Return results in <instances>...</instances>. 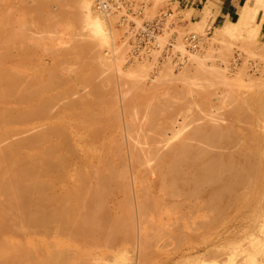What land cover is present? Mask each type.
<instances>
[{
	"label": "rangeland",
	"instance_id": "rangeland-1",
	"mask_svg": "<svg viewBox=\"0 0 264 264\" xmlns=\"http://www.w3.org/2000/svg\"><path fill=\"white\" fill-rule=\"evenodd\" d=\"M248 1L250 0H244L234 10L222 11L216 0H208L197 10L186 7L179 0H147L143 16L136 17L126 8L118 14L108 15L106 12L98 10V0H92V10L98 13L107 24L106 39L97 40L96 37L93 38L84 30L82 0H0V37L2 36L0 39L3 38L0 40V59H2L0 60V73L5 78V80L0 79V88L3 89L2 86L5 84L6 88H4L7 91L6 93L4 89L3 91L0 89L7 94L0 97V119L3 123L2 125L0 123V139H3L2 142L4 141L0 143V148H4L9 143L10 146L6 148L11 149L9 141L11 140L12 148L21 150L22 153L30 152L32 156L45 155L46 153V157L50 156L51 163L47 161L50 164L48 166L49 170L51 168L50 172H45L44 168L48 164L46 162L48 159L45 158L44 161V157H39L46 164V166L45 164L42 166L44 169L41 167L43 171H40L39 177L44 182H48L44 183L46 184L43 187L44 192L41 188L39 190L41 189L44 199L50 198V202L53 199L51 202L53 205L49 200H46L49 204H46L45 200L43 201L46 202L43 207L45 204L47 205V207L45 205L46 211L42 209L43 211L53 212L56 210L52 209L53 206L57 207L58 211L61 202L62 206L59 210H63L69 204V202L65 203L68 198L71 197L70 203L74 201L75 186H78V188L75 187L78 189V193L82 194L80 192L82 190L79 189L82 186L76 185L80 181V185L87 186L86 189L83 188L88 192L82 189L90 197H92L90 194L94 192L96 184L100 189L103 188L102 186H105V189L108 188L106 195L109 196L105 195L106 200L104 199L102 204L104 207H101L104 210L99 209L100 213L97 212L103 220L110 219L108 222L105 220L107 225L112 223L111 219L113 216L116 218L117 214H121L118 215L119 217L117 216L118 220L123 212H125L123 215H126V219L131 216L130 219H127V221L130 220L131 224L129 225L131 226H127L125 223V226L122 225L123 229L119 225L120 231L117 229L119 234L113 231L116 234L115 236L113 234L112 246L108 245V241L112 242L111 234L107 238L109 240L102 241V236L112 232L106 233V229H102V231L105 230L104 235L101 230L98 231L101 233L100 237L97 235L98 232L94 236L91 234L95 240L96 238L99 240V243L94 241L92 243L90 234L83 236V240L80 239V236L75 239L69 232L73 231L76 236L77 229H74L76 226L73 228L68 226L67 228H71L68 230L65 228L66 225L64 227L62 224L60 227V224L55 221L54 223L61 229L52 225L53 222L47 223L46 226L43 224L41 228L39 226L32 227V224L28 225L32 229L26 224L27 229L26 227L24 229L23 227L17 228L18 213H15L17 210L13 208L15 210L13 211L11 205L10 207L7 205L9 195L7 194L6 198V194L3 193L4 195L0 196V237L4 236L8 239L25 242L26 246L23 245L20 253L32 249L30 253L44 257L48 252L52 253L50 249H54L52 253L54 258L58 259V255L68 258L67 261L62 258L63 263L66 262L65 264H264V0L259 3L262 6L260 7L262 11L260 17H257L256 12L252 11L250 15L243 17L244 21H242L244 5ZM251 3L258 5L253 0ZM164 11H173L175 27L165 29L159 37L161 48L152 52L151 56L136 57L131 44L132 23L141 24ZM219 12L222 15L218 16ZM238 23L240 24L238 25ZM230 25L234 27L231 26L228 29ZM252 27L254 28L252 29ZM190 33L197 34L200 39L199 48L194 52L187 50L182 38ZM174 35L179 38L170 52L166 50V47ZM9 36H13V40ZM51 74L54 75L51 76ZM8 75H12V78ZM48 77H50L49 79L53 77L50 81L54 83V86L50 82L48 84L51 85L45 84ZM9 80H13L12 84L14 85H11ZM8 84L9 86H7ZM50 86H53L52 89ZM36 87L40 89L37 90ZM33 90H37V95L36 92L32 93ZM29 93H31L30 98L32 97L34 100L27 98L28 95L23 98L25 94ZM58 93L61 94L60 98L63 95L62 100H59ZM1 94L4 93L0 92ZM45 97L47 98L46 102L45 99H42ZM39 100L45 103V109H43L44 103L38 107ZM51 100L54 102L52 103ZM21 108L23 112H17L19 109L21 111ZM32 108L38 110L34 111ZM24 109H32V113L29 110L27 112L30 114H28ZM84 109L85 111H83ZM33 111L37 113L33 114ZM42 111L43 114H39ZM16 112L19 113L20 118ZM90 112L92 117H90ZM20 113H24L25 117H28L23 116L24 119ZM12 114L13 119L10 121L9 118ZM3 115L7 118L4 121ZM17 118L23 119L13 122ZM7 120L8 122H5ZM63 122L64 126L68 127L67 131L62 126ZM59 124L61 128H59ZM80 124L81 126H79ZM52 125L54 129H59H57L58 133L52 128L50 130ZM11 129L17 130L8 133ZM60 129L64 131V135ZM212 129L215 130L212 131ZM7 130L9 131L6 132ZM216 130L217 132L220 130L219 135ZM26 131L31 134L29 135ZM4 132L9 134L8 138ZM19 132L21 134H18ZM195 132L196 134H193ZM214 132L216 133L215 137H212L219 138V140H215L217 142L214 148H218L207 150L206 145L209 147L210 142L204 141L207 143L204 145L203 141L201 142V136L203 139V135L210 138ZM2 133L5 134V138ZM37 133L41 137L38 142L34 143L36 145L33 142L32 145H28L32 139L34 142L36 141L34 136ZM26 134L31 139L28 138L29 142L26 143V138H24V143H26L24 144L21 139L26 137ZM32 134L34 135L32 136ZM219 136H221V140ZM16 137L21 139L16 140ZM36 137L38 138L37 135ZM145 137L146 139L148 137L149 141ZM186 137L192 140L189 138L187 140ZM212 137L210 144L214 145ZM135 140L140 142L133 146ZM205 140L207 139L205 138ZM218 141H221V144ZM194 142H197L200 147H197V143ZM141 145H143V149L140 147ZM201 145H204V149ZM138 146L143 151H137V149L139 150L137 148L135 149L136 153L140 152L141 154L144 150L147 151L143 155L139 154V157H135L138 154L134 155L133 148ZM180 146L182 152L185 150L189 153H181ZM50 149L54 152L52 156V151H47ZM104 149L110 152L104 153ZM199 149L211 152L202 154ZM2 151L3 149L0 150V155L3 156L4 151ZM195 151L202 154V157L194 154L197 153ZM158 152H160L159 156ZM173 152L175 154L178 152V155H173ZM56 155L60 156V159ZM2 156H0L1 159ZM18 156L23 158L22 154ZM169 156L170 158L175 156L182 160L181 167H179L183 168L182 171L187 172L183 171L184 177H181L180 169L176 172L180 171L181 176H178L174 171L176 175L174 173L172 175L177 176V180L173 177L172 180L175 182L172 181V185L169 184L172 176L171 171L168 170L171 176L165 174L167 173L166 169L170 166L166 168ZM51 157H55L54 160H51ZM39 158L31 160L30 157L33 167ZM161 158L162 162L160 163ZM192 158H194L195 164ZM221 158L224 161L220 160ZM21 159L19 161L23 163L25 159ZM30 160L28 159L29 162H31ZM183 160L186 163L191 161L194 167L189 163V165H185ZM210 160L223 161L226 164L225 161H228V164L230 163V165L227 164L228 167H231L233 163L234 169H239V172H233L234 169L231 168V174H229L227 166L220 165L219 167L222 166L220 169L223 168L222 170L227 172L225 173L214 165L222 172L219 175L217 170L212 168V164L209 165L210 167L208 166ZM250 160L258 163L252 162L253 165L256 164V169L253 168V165H251L252 167L248 165L251 164ZM41 161L39 163L37 161L39 166H41ZM202 161L204 163L210 161L205 165L216 171L209 170L208 172L204 169L205 165L202 166L204 164ZM215 162L211 163L219 164ZM240 162L242 163L240 164ZM24 163L28 162L25 160ZM162 163L165 165L161 166ZM198 164L200 165L198 166ZM38 165L35 167L37 172L39 171ZM246 165L249 166L247 170L250 169L249 174L251 176L253 174V179V176L249 178V174H246L247 170L243 171ZM29 166H31L30 163ZM187 166L192 173L188 172ZM159 167L161 168L159 169ZM208 167L207 169H209ZM238 167L241 169L243 167V169ZM253 170L254 173H252ZM109 171L115 175L119 172L118 178L112 179L111 174L113 173ZM184 172L186 177L189 175L186 180H184L186 178ZM198 173H200L201 179L204 174L213 178L208 174L211 173L217 180L214 177V181H211L207 176L200 180ZM232 173L238 174L235 176ZM75 175L78 177L76 181ZM102 175L111 176L109 182H106L109 186L103 185L107 181L106 179L103 183L101 182L104 180ZM242 176H247L246 179L244 178L245 181L247 178L249 180L247 183L244 181V185H242L243 181L239 179ZM102 178L103 180H100ZM251 179L254 182H251ZM66 181L69 182V186L64 189L68 185ZM27 183L26 185H28ZM71 183H73L72 186ZM175 183H179L177 185L180 188L175 187L177 186ZM245 183L246 186L249 183L247 189ZM250 183H253V187ZM199 184L200 189L195 188ZM225 184L233 185L229 189L228 186L225 187ZM93 186H95L94 189L91 188ZM69 187L72 190H69ZM223 187L228 190L225 192L220 189ZM89 188L92 192L89 191ZM99 188H96V193H99ZM175 188H177L178 194L175 192L176 190L174 191ZM183 188L186 192L182 190ZM232 188L235 189L232 190ZM219 189L222 190L223 196ZM183 194H186L188 198ZM215 194L216 197L219 196V199H214ZM34 195L36 194L27 195L26 199L30 201L28 206L39 203L41 206H38L42 207L41 201L39 202L36 198L37 202L32 200L34 197L39 198ZM62 195L67 199L63 197L64 200L61 201L62 197L60 196ZM190 195L191 197H189ZM87 198L89 197L87 196ZM210 199H212L211 202H208ZM216 199L218 200L216 201ZM220 200L222 201L218 204ZM63 202L65 206H63ZM141 202L143 206L140 205ZM86 205L84 206L86 207ZM145 205L147 206L145 207ZM79 206V209L85 208ZM34 207L37 208V205ZM140 207L145 208L141 209ZM3 208L5 211L1 212ZM79 211L78 213H83V210ZM126 219L120 222L124 223ZM104 222L101 223L105 224L106 222ZM107 225L106 228L110 227ZM74 230L76 231L74 232ZM50 243L52 245L54 243V245L52 246ZM43 251H45V255ZM0 264H5L3 259H0Z\"/></svg>",
	"mask_w": 264,
	"mask_h": 264
},
{
	"label": "bare ground",
	"instance_id": "bare-ground-1",
	"mask_svg": "<svg viewBox=\"0 0 264 264\" xmlns=\"http://www.w3.org/2000/svg\"><path fill=\"white\" fill-rule=\"evenodd\" d=\"M251 1L252 0H250V1H248V2H246L245 3V5H244V16H242V21H244V18H245V16H248V15H250V13L252 12V11H254V12H256L255 13V15L257 16V17H260V15H261V8L260 7H262L261 5H259V3L260 2H262L263 0H253L254 1V3H257L258 5H256V4H252L251 3ZM80 4V3H79ZM92 0H82V3H81V6H82V9H83V21H84V30H86V32H88L93 38H97V40H105L106 39V37H107V24H106V21L98 14V13H96L95 11H93L92 10ZM244 17V18H243ZM245 21H246V19H245ZM241 22V21H240ZM248 23H250V21H247ZM243 23V22H242ZM246 23V22H245ZM235 24H237V23H235ZM240 23H238V25H239ZM248 25V24H247ZM231 26H233V25H230L229 27H228V29L229 28H231ZM234 27V26H233ZM232 27V28H233ZM236 27H237V25H236ZM83 28V27H82ZM254 27H252V29H253ZM234 29V28H233ZM239 29V28H238ZM232 30V29H231ZM235 30V29H234ZM88 34V35H89ZM5 36V35H4ZM14 36H16V35H14ZM19 36L21 37V35L19 34ZM2 37V36H1ZM0 37V38H1ZM9 37H11V36H9ZM13 38V36L11 37V39ZM3 39V38H2ZM2 39H0V40H2ZM5 39H6V37H5ZM4 39V40H5ZM15 39V38H14ZM9 40V39H8ZM8 40H7V43H8ZM13 40V39H12ZM12 40H11V42H12ZM6 41V40H5ZM9 42H10V40H9ZM3 43V42H2ZM6 44V43H5ZM9 44V43H8ZM6 47V46H5ZM93 48H91V50H92ZM93 51V50H92ZM1 55V54H0ZM2 57H4L3 56V54H2ZM0 60H2V59H0ZM7 68V67H6ZM4 70H5V68H3ZM2 70V69H1ZM106 70V69H105ZM54 70L52 69V72H53ZM3 72V71H2ZM104 72H106V71H104ZM6 73V72H5ZM8 73V72H7ZM14 73H15V70H14ZM17 73V72H16ZM11 74V73H10ZM13 74V73H12ZM0 75H2L1 73H0ZM6 75V74H5ZM14 75V74H13ZM54 74H51V76H53ZM8 76H11L10 78H12V75H8ZM10 78H8V79H10ZM50 77H48V81L46 80V82H45V84L47 83V85H53L54 86V83L53 82H51L52 80V78L53 77H51V79H49ZM0 79H3V80H5V78H3V75L0 77ZM7 79V80H8ZM6 80V82H8ZM51 80V81H50ZM10 81H11V85H14V84H12V81L13 80H9V83H10ZM51 83V84H48V83ZM3 83V82H2ZM1 84V83H0ZM5 85V84H4ZM2 86L3 87V89H4V91H6L5 90V86ZM10 85V86H11ZM7 86H9V84L7 85ZM53 86H50V89H52L51 87H53ZM5 87V88H4ZM35 88V87H34ZM33 88V89H34ZM37 88V90H39L40 88H38V87H36ZM44 88H46V87H44ZM43 88V89H44ZM2 91H3V89L2 88H0ZM42 89V90H43ZM49 89V88H48ZM0 90V92L1 93H4V94H1L0 95V97L1 96H3V95H7V94H5V92H2ZM7 90H8V87H7ZM13 90V89H12ZM32 90V89H31ZM36 90V91H37ZM41 90V91H42ZM46 90H47V88H46ZM9 91H10V89H9ZM14 91V90H13ZM35 90H33V92L32 93H34V92H36ZM11 92V91H10ZM10 92H8L9 94H10ZM30 92V91H29ZM6 93H7V91H6ZM59 93H61V92H59ZM58 93V94H59ZM31 93H29V94H25L24 96H23V98L26 96V95H28L27 96V98H30V95ZM38 94H39V92H38ZM52 94H54V93H52ZM36 95H37V92H36ZM36 95H34L35 97H36ZM51 95V94H50ZM57 95V94H56ZM60 95L61 94H59V100H62V97H63V95H62V97L60 98ZM45 96H47V95H45ZM52 96V95H51ZM8 97V96H7ZM47 97H49V96H47ZM65 97V96H64ZM3 98V97H2ZM6 98V97H5ZM37 98V97H36ZM30 99H32V100H34L32 97L30 98ZM45 102L47 101L46 99V97L45 98H42ZM71 99L72 100H74L73 99V97H71ZM1 100H3V99H1ZM4 100H7V99H4ZM41 100V99H40ZM40 100H39V102H38V104H39V106L38 107H40V105H42V103H44V102H40ZM50 100V99H49ZM48 100V101H49ZM24 101V100H23ZM30 101V100H29ZM52 101V100H51ZM54 101H52V103H53ZM37 103V102H36ZM50 103V102H49ZM37 104V105H38ZM71 104V103H70ZM75 104V103H74ZM34 105H36V104H34ZM45 105V103L43 104V109H45V107L46 106H44ZM50 105V104H49ZM51 105H53V104H51ZM21 107V106H20ZM23 107V106H22ZM72 106L70 105V108H71ZM75 107V106H74ZM81 107V106H80ZM89 107V106H88ZM35 108V107H34ZM34 108H32L34 111L35 110H38V109H34ZM77 108H79V107H77ZM83 108H86V107H83ZM32 109H29L30 110V112L32 113ZM39 109H42V108H39ZM3 109L1 108V111H2ZM20 110V109H19ZM17 111V112H23V110H22V108H21V111ZM24 110H26V109H24ZM28 109L26 110V112L27 111H29ZM49 110V109H48ZM87 110V109H86ZM5 111V110H4ZM34 111H33V114H36L37 112H35L34 113ZM83 111H85V109L83 110ZM83 111H79V112H83ZM89 111V110H88ZM16 112V114H17V116L20 118V116H19V113H17ZM25 112V114L26 115H28V114H30L29 112H27L26 113ZM48 112V111H47ZM73 112V111H72ZM43 114V111L42 112H40L39 114ZM87 113V112H86ZM16 114L14 113V115L16 116ZM20 114H22V113H20ZM24 114V113H23ZM22 114V116L21 117H25L26 115L24 114L23 115ZM73 114V113H72ZM79 114V113H78ZM88 114V113H87ZM90 115L92 114L91 112L89 113ZM7 115V114H6ZM90 115H87L88 117L90 116ZM4 116V115H3ZM13 114L12 115H10V118H9V120L11 121V119H13ZM16 116V117H17ZM30 116V115H29ZM74 116H76L75 114H74ZM79 116V115H78ZM86 116V115H85ZM97 116V115H96ZM2 117V116H1ZM23 117V118H24ZM28 117V116H27ZM27 117H25V118H27ZM90 117H92V115L90 116ZM6 118V116H4L2 119H3V121H4V119ZM19 118H17V120H13V122L14 121H18V119ZM23 118H21V119H23ZM24 118V119H25ZM94 118V117H93ZM7 119V118H6ZM21 119H19V120H21ZM92 119V118H91ZM95 119V118H94ZM94 119H92V120H94ZM98 119H99V116H98ZM98 119H96V120H98ZM100 119H101V116H100ZM68 121V120H67ZM5 122H8V120L7 121H5ZM4 122V123H5ZM94 122H95V120H94ZM0 123H1V125L3 124L2 123V121H1V119H0ZM10 123V122H9ZM91 123V122H90ZM93 124V123H92ZM51 125V124H50ZM54 125V124H53ZM52 125V127H50V130H52V129H54V126ZM60 125V124H59ZM61 125H62V123H61ZM61 125H60V127L59 128H61ZM62 126H64V122H63V125ZM79 126H81V124L79 125ZM41 127V126H40ZM39 127V128H40ZM65 128H66V131H67V128L68 127H66V126H64ZM63 127V128H64ZM37 128V127H36ZM52 128V129H51ZM62 128V129H63ZM65 128L63 129V130H65ZM215 128V127H214ZM38 129V128H37ZM58 128H56V129H54L55 130V132L56 133H58L59 131V129L57 130ZM12 130V131H11ZM10 130V132H8L9 130H7L6 132H8V133H11V132H14V130H17V129H11ZM21 130V129H20ZM20 130H18V131H20ZM24 130V129H23ZM28 130V129H27ZM61 130V129H60ZM63 130H61V132H63V135H64V131ZM215 130V129H214ZM213 129H212V131H214ZM218 130V129H217ZM217 130H216V133H218L217 135H219V132H220V130L217 132ZM39 131V130H38ZM37 131V132H38ZM66 131H65V134H66ZM199 131H201V130H199ZM199 131H196V132H198V134L200 133ZM6 132H4L6 135H7V138H8V135L9 134H7ZM27 132V131H26ZM32 132V131H31ZM35 132V131H34ZM54 132V131H53ZM196 132L195 133H193V134H196ZM4 133H2V135H4V138H5V134ZM21 133H22V131H21ZM20 132L18 133V134H21ZM27 133H29V135L31 134L30 132H27ZM40 133H42L41 132V130H40ZM136 133V132H135ZM144 133V132H143ZM159 133V132H158ZM204 133V132H203ZM207 133V132H206ZM205 133V135H207V134H210V133H207L206 134ZM215 132L213 133V135L211 134V137L212 136H214V134H216ZM35 134V133H34ZM34 134H32V136L34 135ZM39 133H37L36 135L38 136V138L36 137V135L34 136V138H35V142L33 141V139H32V141H30V144L28 143V145H32L31 143L33 142V144L34 143H36V142H38V139H39V137H41V135H38ZM192 134V135H193ZM201 134V133H200ZM12 135H13V133H12ZM134 135V134H133ZM148 135H150V134H148ZM203 135V134H202ZM220 135H221V133H220ZM1 136V135H0ZM11 136V135H10ZM24 136V135H23ZM196 136V135H195ZM200 136V135H199ZM210 136V135H209ZM22 137V136H21ZM135 137V136H134ZM140 137V136H139ZM190 137V136H189ZM188 137V138H189ZM192 137V136H191ZM203 137H204V139L202 138V136H201V142L202 143H204V145L205 144H207V143H205V142H210L211 143V137L209 138V137H205L204 135H203ZM215 137V136H214ZM214 137H212V138H214ZM220 137V140H221V136H219ZM13 138V137H12ZM15 138V137H14ZM18 138H20V137H16V140H18ZM24 138H26L25 140V142L27 143V141L29 142V140H28V138H30V136H28L27 137V134H26V137H23L22 139H21V141H23V143H24ZM33 138V137H32ZM64 138V137H63ZM138 138V136L136 137V139ZM188 138L186 137V139L188 140ZM205 138L207 139V140H210V141H207V140H205ZM11 139V138H10ZM19 139V140H20ZM31 139V138H30ZM140 139V138H139ZM145 139H146V137H145ZM186 139H185V141H186ZM200 139V138H199ZM1 140H3V139H0V143L2 142ZM63 140V139H62ZM146 140H148V137H147V139ZM145 140V141H146ZM184 140V139H183ZM189 140H192V139H190L189 138ZM215 140H219V138L217 139V138H214V145H212V144H210L209 143V147H207L208 145H206V149L207 150H210V148H211V150L212 149H215L214 148V146L216 145L215 143L217 142V141H215ZM6 141V140H5ZM10 141V144H11V149L10 148H6V147H8V146H10V145H8L9 143H7V146H4V148H0V150L1 149H3V151H4V155L2 156V155H0V156H2V159L0 158V196H2V195H4L3 193H5L6 194V198L8 197V195H9V199H7V205L10 207V205H11V209L13 210V208L14 209H16L17 211L15 212V213H18V215H17V220H18V222H17V225H18V227L17 228H22L23 227V229L26 227V229H27V226L30 224H32V227H36L37 228V226H39L40 228H41V226H43V224L46 226L47 225V223L48 224H51L52 222L54 223V221L56 222V223H58V224H60V227L62 226V224H63V226L65 227V225H66V229H71V228H73V227H75L76 226V228H74V229H77V232H75L76 230H74V232L76 233V236L74 235V233H73V231L72 232H69L70 234L72 233V237L73 238H79V236H80V239H82V237L84 236L85 237V235H87V234H90V236H91V234H92V236H94V235H96V233L99 231V230H101L102 231V229H106V233L107 232H111V233H108V235L107 234H105V236H102V241L104 242V239H105V241H106V239L107 238H109L108 236L111 234L112 236H110V240L112 241V242H110V241H108V245H113V242H114V240L112 239V238H114V236H115V234H114V232H117V229L119 228V225H121L120 226V228H122L123 229V226H125V223L127 224V226H131V225H129V224H131L129 221H127V219H130L131 218V216H128L129 214H128V211L126 212V214H127V216L129 217H127V219H126V215L124 216L123 215V213H125V212H123L122 213V216H120L121 218L118 220V219H116L117 218V216L118 215H121V214H117V215H115L116 216V218L113 216V218H115V219H113L112 217V221H110V222H112V223H109V225H110V227H108V228H106V225H107V222H108V220H110V219H108V220H103L102 218H100V214H98V213H100V210H102L101 209V207H104V206H102V204L104 203L103 201H105L106 200V198H104V197H106V196H109V195H106V193L108 194V192H107V189L108 188H106L105 189V186H102L103 188H99V185L98 184H96L97 186H96V188L98 187L99 188V193L97 192L96 193V188H95V186H93V187H91V188H95L94 189V192H92L91 190H90V188H89V191H91L92 193L90 194L92 197H90L89 196V194L88 193H85V189H86V187H84V185L82 184V185H80L79 183H80V181L76 184V185H79V186H82V188L85 190H83L81 187L79 188V189H81L82 191H80L82 194H80V193H78V186H75V187H77V188H75L74 187V190L76 191H74V193H73V195H74V197H73V199H74V201H71V203H70V200H71V197L70 198H65L63 195H64V193H62L63 195L62 196H60V197H62L61 198V201H62V199L64 200V198L65 199H67V201L65 202V203H67V202H69V204L67 205V206H65V203L63 202V206H65L64 207V209L63 210H59L60 209V206H62V202H61V205L59 206L57 203H55V202H53V203H55V204H57L58 206H59V208H58V211H57V207H52V209H56L55 211H53V210H51V211H53V212H45L46 211V207H47V205L46 204H49V202H50V198L49 199H44L43 197V195H42V193H41V189H42V191H43V187H44V185H46L48 182H44V180H41L40 179V177H39V175H40V171H43V169L45 168V172L46 171H49L50 172V170H51V168H50V170H49V163L47 162V161H49L50 160V156L49 157H46L45 155H46V153H45V155H42V154H39L38 156H32V154L30 153V152H26V151H24V153H22L21 152V150H18V149H15V148H12V143H11V140H9ZM21 141H19V142H21ZM144 141V142H145ZM149 141V140H148ZM154 141H156L155 139H154ZM205 141V142H204ZM4 142V141H3ZM2 142V143H3ZM14 142V141H13ZM134 142V144L135 145H133V143H132V145L133 146H136V145H138L137 143L138 142H140V141H133ZM143 142V143H144ZM153 142V141H152ZM197 142H199V141H197ZM197 142H194L195 144L197 143ZM219 142V141H218ZM221 142V141H220ZM219 142V143H220ZM22 143V144H23ZM26 143H24V144H26ZM146 143V142H145ZM145 143H144V145H145ZM180 143V142H179ZM190 143H193V142H191L190 141ZM201 143V144H202ZM219 143H218V145H219ZM14 144H15V142H14ZM14 144H13V146H14ZM141 144H142V142H141ZM147 144V143H146ZM174 144V143H173ZM175 144H177V143H175ZM187 144V143H186ZM188 144H189V141H188ZM221 144V143H220ZM1 145H3V144H1ZM16 145V144H15ZM34 145H36V144H34ZM105 145V144H104ZM108 145V144H107ZM169 145H172V144H170L169 143ZM169 145H168V147H169ZM179 145V144H178ZM182 145V144H181ZM190 145H192V144H190ZM203 145V146H204ZM51 146V145H50ZM49 146V147H50ZM132 146V147H133ZM151 146V145H150ZM183 146V145H182ZM196 146L198 147L199 145H198V143L196 144ZM202 146V145H201ZM202 146V148L204 149V147ZM211 146V147H210ZM104 147H106V146H104ZM142 149H143V145H141L140 146ZM140 147L138 146V147H134L133 148V150L135 151V152H133L134 153V155L135 154H138V156L136 155L135 157H139V154H140V152L141 151H143L142 149L140 150ZM189 147V146H188ZM200 147V146H199ZM213 147V148H212ZM17 148H18V145H17ZM137 148H139V150L137 149ZM209 148V149H208ZM218 148V147H217ZM216 148V149H217ZM7 149V150H6ZM52 149H54L53 148V146H52ZM89 149V148H88ZM135 149H137V151H140L139 153H136V150ZM148 149H150V148H148ZM171 149H173V147H171ZM170 149V150H171ZM185 149V148H184ZM183 149V150H184ZM189 149V148H188ZM187 149V150H188ZM215 149V150H216ZM220 149V148H219ZM218 149V150H219ZM6 150V151H5ZM90 150V149H89ZM91 150H93V149H91ZM153 150V149H152ZM152 150H151V152H152ZM178 151H180L181 150V153H184V152H187V151H183L182 152V148H181V146H180V150L179 149H177ZM198 150V149H197ZM199 150H201V149H199ZM207 150H201L202 151V154H205L204 152H207ZM214 150V151H215ZM2 151V152H3ZM48 152H51L52 151V153H51V156H52V154L54 153L53 152V150H47ZM47 151H45V152H47ZM145 151H147V150H144V152ZM168 151V150H167ZM173 151V150H172ZM176 151V150H175ZM257 151V150H256ZM106 152H110L109 150L108 151H105V149H104V153H106ZM144 152H142L140 155H143V153ZM161 152V151H160ZM160 152H158L159 154H157L158 156L160 155ZM164 152V151H163ZM162 152V153H163ZM195 152H197V151H195ZM209 152V151H208ZM207 152V153H208ZM211 152V151H210ZM209 152V153H210ZM262 152H263V150H262ZM1 153V152H0ZM161 153V154H162ZM165 153H167V152H165ZM178 153V152H177ZM175 154V152H173L172 154L173 155H178V154ZM180 153V152H179ZM187 153H189V152H187ZM190 153H192L191 151H190ZM198 153V152H197ZM194 153V154H196V155H200V153ZM213 153V152H212ZM259 153V152H258ZM264 153V152H263ZM20 154H22V157L26 160V162H28L27 164L26 163H24L25 162V160L22 158L21 159V156H18V155H20ZM99 154V153H98ZM146 154V153H145ZM201 154V155H202ZM255 154H256V152H255ZM89 155H90V153H89ZM152 155V154H151ZM151 155H149V156H151ZM155 155V154H154ZM156 155V156H157ZM200 155V156H201ZM58 155H56V157H57ZM155 156V158H157ZM205 156H207V155H205ZM208 156H209V154H208ZM30 160V157H31V160H33V159H37V158H39V157H44V161H45V158H47L48 160H46V162L48 163L47 164V166H46V164L45 163H43V160H42V158H39L38 160H36L35 161V163H34V167L32 166V161L31 162H29L28 161V159ZM152 157V156H151ZM151 157H149V158H151ZM179 157V156H178ZM202 157V156H201ZM213 157V156H212ZM257 157V156H256ZM55 158V157H54ZM54 158H52L51 157V160L53 159L54 160ZM58 158L60 159V156H58ZM148 158V159H149ZM153 158V157H152ZM169 158H170V156H169ZM185 158V157H184ZM204 158V157H203ZM207 158V157H206ZM209 158V157H208ZM216 158H218V157H216ZM223 158H225V157H223ZM258 158H259V154H258ZM19 159H21V160H24L23 161V163H22V161H19ZM42 161H41V160ZM136 159V158H135ZM145 159V158H144ZM157 159H159V158H157ZM168 159V158H167ZM180 159H182V158H180ZM215 159V158H214ZM41 161V163H40V165L41 166H39L38 164H37V161H38V163ZM137 160H139L138 158H137ZM156 160V159H155ZM170 160V161H169ZM192 160L194 161V158H192ZM199 160V159H198ZM206 160H208V159H206ZM220 160H223L222 158L220 159ZM227 160V159H226ZM231 160H232V158H231ZM231 160H230V162H231ZM256 160V159H255ZM258 160V159H257ZM160 161V163L162 162V158H161V160H159ZM181 161V162H180ZM184 162H185V160H183ZM192 161V162H193ZM211 161V160H210ZM210 161H205L207 164L210 162ZM215 161H217V160H213V161H211V162H215ZM224 161V160H223ZM223 161L221 162H219V161H217V162H215V163H219L218 165H216V164H214V163H209L208 164V166L210 165L211 166V164H212V168H215L216 170V172L220 175V172L221 171H219L218 169H220L224 164H225V166H227V164H228V161H225V162H227V164L226 163H223ZM233 161V160H232ZM50 162V161H49ZM157 162V161H156ZM164 162H165V159H164ZM168 162L169 163H167L166 164V168L169 166V168H167L166 170H167V173H165V174H169L170 172L169 171H171V175L174 173L175 175H176V173L178 174V176L180 175L179 173H180V171H178V172H176V170H181V175L183 174V171H185V170H183L182 171V169L180 168L181 166H180V163H182V160H179V158H177V157H175V156H173L172 158H170V159H168ZM183 162V163H184ZM186 162H187V158H186ZM185 162V165L186 164H188V163H186ZM203 162V161H202ZM201 162V163H202ZM234 162V161H233ZM247 162V161H246ZM250 162H251V160H250ZM252 162H254V160L252 161ZM252 162H251V164H248V162H247V164L249 165V166H251V165H253L252 164ZM20 163H22V164H20ZM29 163H30V165L31 166H29ZM51 163V162H50ZM166 163V162H165ZM194 164H195V161L193 162ZM200 163V164H201ZM204 163V162H203ZM206 163H204V164H202V166L203 165H205ZM223 163V164H222ZM239 163V162H238ZM242 162H240V164H241ZM254 163H256V162H254ZM25 164L26 165H28L27 167L25 166ZM39 166L38 168V172H37V168H35L37 165ZM43 164H45V166L47 167V169H46V167H42V166H44ZM149 164V163H148ZM164 163H162L161 164V166L163 165ZM189 164H191L192 165V163H191V161H190V163ZM188 164V165H189ZM200 164H198V166L200 165ZM236 164V163H235ZM256 164H258V163H256ZM255 164V165H256ZM165 165V164H164ZM163 165V166H164ZM182 165H184V164H182ZM214 165L215 166H217V167H219L220 165H222L221 167H219L218 169H217V167H214ZM228 165H230V163L228 164ZM234 164L232 163L231 164V167H226V168H228V172L230 171V169L232 168V169H234V166H233ZM237 165V164H236ZM235 165V166H236ZM255 165H253V168H255ZM157 166V165H156ZM180 166V167H179ZM193 166V165H192ZM192 166H190L191 168H193ZM198 166H197V168H198ZM202 166H201V168H202ZM207 165H205V167H206ZM207 166V167H208ZM209 166V167H210ZM238 166V165H237ZM243 166V165H242ZM249 166H245V170L243 169V167H242V169H243V171L245 172L248 168L247 167H249ZM258 166V165H257ZM30 167V168H29ZM32 167V168H31ZM43 169H42V168ZM172 169H171V168ZM179 167V168H178ZM204 167V169H206L208 172H209V170H211V168H209V169H207V167L205 168ZM224 167V166H223ZM252 167V166H251ZM161 167H159V169H160ZM175 168V169H174ZM196 168V167H195ZM200 168V167H199ZM225 168V169H226ZM238 168H240L241 169V167H238ZM42 169V170H41ZM187 169L189 170V168H188V166H187ZM223 169V168H222ZM222 169H220V170H222ZM241 169V170H242ZM256 169V168H255ZM110 170H111V168H110ZM164 170H165V168H164ZM166 170H165V172H166ZM169 170V171H168ZM192 170V169H191ZM195 170V169H194ZM205 170V171H206ZM173 171V172H172ZM176 173H175V172ZM201 171V170H200ZM212 171H214V169H212L211 170V172ZM214 171V172H215ZM219 171V172H218ZM222 171H224L225 172V170H222ZM233 171V170H232ZM256 171V170H255ZM110 172V171H109ZM113 172H114V169H113ZM113 172H110V173H113ZM169 172V173H168ZM186 172V171H185ZM185 172H184V174H185ZM188 172H190V173H192L190 170L188 171ZM201 172H204L203 170L201 171ZM200 172V173H201ZM213 172V173H214ZM233 172H239V169L238 170H236V169H234V171ZM244 172H242V173H244ZM257 172H258V170H257ZM80 173V172H79ZM79 173H77V174H79ZM81 173H82V171H81ZM80 173V174H81ZM116 173V172H115ZM118 173L119 172H117V174L115 175L114 173V175L116 176H114L113 174H111L112 175V179L114 178H118ZM163 173H164V171H163ZM187 173V172H186ZM195 173V172H194ZM200 173H198V175H200ZM225 173H227V172H225ZM250 173V169L249 170H247V175ZM252 173H254V170L252 171ZM38 174V175H37ZM64 174V176H65V173H63ZM196 174H197V172H196ZM208 174H210V176H212L213 178L217 175L216 173H214L215 174V176H213V175H211V173H208ZM221 174H222V172H221ZM229 174H231V171H230V173ZM233 174V173H232ZM235 174H238V173H235ZM235 174H233V175H235ZM257 174V173H256ZM68 175V174H67ZM66 175V176H67ZM82 175H83V173H82ZM82 175H80L81 177H82ZM120 175V174H119ZM170 175V174H169ZM170 175V176H171ZM180 175V176H181ZM198 175H197V177H198ZM203 175V174H202ZM245 175V174H244ZM103 176V175H102ZM101 176V177H102ZM167 176V175H166ZM189 176V175H188ZM188 176L186 177V174H185V179L184 180H186L187 178H188ZM191 176H192V174H191ZM193 176H194V174H193ZM205 176H207V178H210L207 174H204V177L203 178H205ZM221 176H223V175H221ZM220 176V177H221ZM236 176V175H235ZM238 176V175H237ZM252 176H253V174H252ZM250 174H249V178H251L252 177ZM84 177V176H83ZM104 177V180H103V178L102 179H100V180H103V181H101L102 183L105 181V179L107 180V181H105V183H103V185H105V184H107L108 185V183H106V182H109V179L111 178V176L109 177V176H103ZM107 177V178H106ZM120 177V176H119ZM175 178L176 179V177L177 176H174V175H172L171 176V182L168 180L169 178H168V176H167V181H169L170 183L169 184H171L172 185V178ZM181 177H184L183 175L181 176ZM217 178H219L218 177V175L216 176ZM215 177V179L217 180V178ZM231 177H233V176H231ZM243 177V179L245 178L246 179V177L247 176H242ZM242 177L241 178H239V179H241L243 182V184L241 183V181H239V183H241L242 185H244V181H245V179L243 180L242 179ZM56 178V177H55ZM76 178H78L76 175H75V181H76ZM173 178V179H174ZM202 178V179H203ZM206 178V179H207ZM213 178H210L211 179V181H214V179ZM238 178V177H237ZM254 178V176L252 177V179ZM43 179V178H42ZM66 180H67V177L65 178ZM182 179V178H181ZM191 180H193L192 178H190ZM197 179V178H196ZM201 179V175H200V180H202ZM220 179V178H219ZM218 179V180H219ZM251 179V180H252ZM30 180V181H29ZM61 180V179H60ZM80 180H81V178H80ZM177 180V179H176ZM198 180H199V178H198ZM205 180V179H204ZM203 180V181H204ZM226 180V179H225ZM228 180V179H227ZM29 181V182H28ZM43 181V182H42ZM63 181H64V177H63ZM183 181V180H182ZM190 181V180H189ZM202 181V182H203ZM206 181V180H205ZM204 181V182H205ZM210 181V180H209ZM209 181H207V182H209ZM210 181V182H211ZM249 180H248V178H247V180L245 181L246 183L248 182ZM28 182V183H27ZM57 182H59V181H57ZM67 182V181H66ZM72 182V181H71ZM100 182V185H102V183ZM175 182V180L173 181V183ZM187 182V181H186ZM185 182V183H186ZM192 183L193 182H195V181H191ZM190 182V183H191ZM197 182V181H196ZM203 182V183H204ZM217 182V181H216ZM251 182H254L253 180L251 181ZM26 183L28 184V185H26ZM29 183H30V186H29ZM42 183H43V185H42ZM44 183H46V184H44ZM55 183V182H54ZM76 183V182H75ZM188 183V182H187ZM186 183V184H187ZM199 183V182H198ZM198 183H197V185H198ZM201 183V182H200ZM202 183V185H204ZM228 183H229V180H228ZM230 183H231V181H230ZM238 183V182H237ZM238 183V184H239ZM246 183H245V186H246ZM57 184V183H56ZM67 186H66V188H64V189H67V187L69 186V182H67ZM72 184L73 183H71L70 185L72 186ZM176 184V183H175ZM177 184H179V183H177ZM176 184V185H177ZM206 184V183H205ZM226 184H227V182H226ZM225 184V187H227L228 186V188L231 186V185H233V184H230V186L229 185H226ZM236 184V183H235ZM241 184H239V185H241ZM253 183H250V185H252ZM42 185V186H41ZM75 185V184H74ZM106 185V186H107ZM170 185V186H171ZM174 185V184H173ZM180 185H182V184H180ZM184 185V184H183ZM189 185V184H188ZM187 185V186H188ZM237 185V184H236ZM235 185V186H236ZM248 185H249V183H248ZM247 185V186H248ZM41 186V187H40ZM109 186V185H108ZM169 186V187H170ZM175 186V185H174ZM194 186V185H193ZM192 186V187H193ZM223 186H224V184H223ZM247 186H246V189H247ZM175 187H179L180 188V186H175ZM195 187V186H194ZM200 187V184H199V186L198 187H195V188H199ZM244 187V186H243ZM252 187H253V185H252ZM39 188H41L40 190H39ZM195 188H193V189H195ZM224 188V187H223ZM220 188V189H222L223 191L225 190V192H226V190H228V189H226V188ZM241 188H242V186H241ZM261 188V187H260ZM171 189H172V187H171ZM177 188H175L174 189V191L176 190ZM193 189H191V191H193ZM200 189V188H199ZM219 189V191H220V194L222 193L221 191L222 190H220ZM230 189V188H229ZM235 189V188H234ZM233 188H232V190H234ZM243 189H245V188H243ZM250 189V188H249ZM69 190H72L70 187H69ZM109 190H110V188H109ZM182 190H184V188L182 189ZM181 190V191H182ZM189 191H190V189H188ZM187 190V191H188ZM195 190H197V189H195ZM264 190V189H263ZM178 191H179V189H178ZM231 191V190H230ZM246 191V190H245ZM44 192V191H43ZM86 192H88V191H86ZM177 194H178V192H177V190L175 191ZM184 192H186L185 190H184ZM196 192V191H195ZM198 192V191H197ZM84 193H85V197H84ZM109 193H111V192H109ZM175 193V194H176ZM181 193V192H180ZM179 193V194H180ZM191 193H194V192H191ZM219 193V192H218ZM217 193V194H218ZM228 193H230L231 194V192H228ZM227 193V194H228ZM8 194V195H7ZM32 194H36V195H34V196H38L39 198H37V197H29L30 199H32V200H34V201H36L37 199L39 200V202L41 201V203H42V207H39L38 205H40L41 206V204H39V203H35V205H37V208H35L34 206V204H32V205H34V206H28V203L30 202V201H27V199L26 198H28V196L30 195H32ZM46 194V193H45ZM88 194V195H87ZM172 194H173V192H172ZM190 194V193H189ZM226 194V193H225ZM28 195V196H27ZM89 197V198H87V196ZM106 195V196H105ZM183 195H185L186 196V194H183ZM188 195V194H187ZM196 195V194H195ZM214 195V194H213ZM233 195V194H232ZM46 196V195H45ZM193 196H194V194H193ZM218 196V195H217ZM222 196H223V193H222ZM263 196V195H262ZM52 197V196H51ZM64 197V198H63ZM187 197V196H186ZM189 197H191V195L189 196ZM195 197V196H194ZM221 197V196H220ZM242 197V196H241ZM35 198H36V200H35ZM188 198V197H187ZM215 198H218L219 199V196L218 197H216V194H215V197H214V199ZM223 198V197H222ZM29 199V200H30ZM43 199V200H42ZM70 199V200H69ZM87 199H89V200H87ZM105 199V200H104ZM213 199V201H215ZM218 199H216V201L218 200ZM9 200V201H8ZM32 200H31V203H32ZM46 201V200H49V202L48 201H46V202H43V201ZM86 200H87V202H86ZM211 200L212 199H210V201H208V202H211ZM53 201V199L51 200V202ZM85 201V202H84ZM90 203H89V202ZM222 200H220L219 201V203L218 204H220V202H221ZM37 202V201H36ZM51 202H50V204H51ZM143 202V201H142ZM142 202H141V204L140 205H142ZM10 203V204H9ZM44 203H46L45 205H46V207H45V205H44V207H43V204ZM70 204H73V205H70ZM81 204H87L86 205V207L84 208ZM143 204H144V202H143ZM210 204V203H209ZM215 204V203H214ZM213 204V205H214ZM51 205H53V204H51ZM81 207H80V206ZM212 205V206H213ZM50 206V205H49ZM69 206V207H68ZM78 206L80 207V208H84V209H79L78 208ZM143 206V205H142ZM147 205H145V207H146ZM215 206H217V205H215ZM5 207H7V206H5ZM34 207V208H33ZM39 207V208H38ZM51 207V206H50ZM67 207V208H66ZM144 207V208H145ZM8 208V207H7ZM33 208V209H32ZM63 208V207H62ZM141 209L143 208V207H140ZM143 208V209H144ZM42 209H45V211H43ZM49 209V208H48ZM83 210V213H78V212H80L79 210ZM100 209V210H99ZM214 209H216V208H214ZM222 209V208H221ZM220 209V210H221ZM104 210V209H103ZM3 211H5V208H3V210H1V212H3ZM13 211H15V210H13ZM50 211V210H49ZM140 211H142V212H144V211H147V210H140ZM216 211V210H215ZM218 211V210H217ZM222 211H223V209H222ZM82 212V211H81ZM98 212V213H97ZM102 212V211H101ZM220 212V211H219ZM97 215V216H96ZM100 215V216H99ZM119 217V216H118ZM100 220V222H99V220ZM123 219H126L125 221L126 222H124V223H121L120 221H122L123 222ZM113 220H115L114 221V223H113ZM104 222L105 224H102L101 222ZM119 222H120V224H119ZM129 222V223H128ZM27 226H26V225ZM69 224V225H68ZM70 224H72V225H70ZM111 224H112V226H111ZM52 225H56L55 223L54 224H52ZM109 225H107V226H109ZM123 225V226H122ZM57 226V225H56ZM68 226H72L71 228H67ZM29 227V226H28ZM57 227H59V226H57ZM59 227V229H61ZM0 228H1V223H0ZM19 228V229H20ZM29 228H31V227H29ZM110 228V229H109ZM32 229V228H31ZM34 229V228H33ZM107 229H108V231H107ZM64 230V229H63ZM73 230V229H72ZM66 231V230H65ZM114 231V232H113ZM118 231H120L119 229H118ZM124 231V230H123ZM105 232V230H103L102 231V234ZM122 232V231H121ZM118 233V232H117ZM120 233V232H119ZM118 233V234H119ZM100 234L101 233H97V235H99V237H100ZM113 234H114V236H113ZM117 234V235H118ZM77 235H78V237H77ZM104 235V234H103ZM89 236V237H90ZM91 236V240H92V243H93V241L94 242H96V243H99V240H97V238H96V240H95V238H93ZM69 237H71V236H69ZM83 237V238H84ZM97 237V236H96ZM88 238V237H87ZM94 239V240H93ZM99 239V238H98ZM116 239H117V237H116ZM83 240V239H82ZM88 240H90L89 238H88ZM107 240H109V239H107ZM50 242V241H49ZM62 242V241H61ZM60 242V243H61ZM109 242H110V244H109ZM64 243V242H63ZM87 243V242H86ZM106 243V242H105ZM112 243V244H111ZM83 244V243H82ZM88 244V243H87ZM145 244V243H144ZM23 245H25L26 246V243L25 242H21V241H18V240H15V239H8V238H5L4 236H2V237H0V259H3L4 260V262H5V264H65V263H63V261H62V258H65V260L66 259H68V258H66V256L65 257H61V256H57L58 257V259L57 258H54L53 257V255H52V253H53V251H54V249H50V250H52V253H50V252H48L47 253V255L46 256H44L45 255V251H43V256L44 257H40L39 255L38 256H35V255H33L32 253H30L31 252V250L32 249H28V251L27 252H23V253H20L21 252V250H22V247H23ZM50 245H52L51 243H50ZM53 245H54V243H53ZM52 245V246H53ZM107 245V244H106ZM39 246H40V243H39ZM103 246H104V244H103ZM110 246V247H111ZM43 250H45V249H43ZM34 252V251H33ZM38 252V251H37ZM31 254V255H30ZM41 255V256H42ZM59 258H61V259H59ZM67 261V260H66ZM15 262V263H14ZM214 263V262H213ZM206 264H208V263H206ZM212 264V263H211ZM214 264H216V263H214Z\"/></svg>",
	"mask_w": 264,
	"mask_h": 264
},
{
	"label": "built area",
	"instance_id": "built-area-1",
	"mask_svg": "<svg viewBox=\"0 0 264 264\" xmlns=\"http://www.w3.org/2000/svg\"><path fill=\"white\" fill-rule=\"evenodd\" d=\"M147 0H98L97 8L110 14H118L124 8L134 16L142 17ZM173 11L161 12L153 19H147L141 24L132 23V40L133 53L138 58H147L152 52L161 48L159 37L163 34L166 28L175 27V19ZM178 36L174 35L166 50L172 51ZM189 52H194L199 48L200 39L195 33H190L182 37ZM182 57V56H180Z\"/></svg>",
	"mask_w": 264,
	"mask_h": 264
},
{
	"label": "crops",
	"instance_id": "crops-1",
	"mask_svg": "<svg viewBox=\"0 0 264 264\" xmlns=\"http://www.w3.org/2000/svg\"><path fill=\"white\" fill-rule=\"evenodd\" d=\"M179 1L181 4H185L186 7H191L197 10L200 8L202 4L206 3L208 0H179ZM243 1L244 0H216L219 9H221L222 11L234 10L235 8H237V5L242 4ZM220 15H222L221 12L218 13V16Z\"/></svg>",
	"mask_w": 264,
	"mask_h": 264
}]
</instances>
